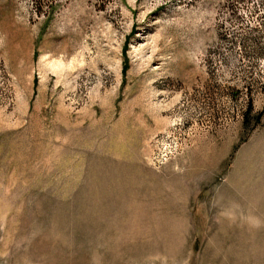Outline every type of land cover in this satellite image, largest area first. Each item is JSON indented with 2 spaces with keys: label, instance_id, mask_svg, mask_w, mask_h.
Listing matches in <instances>:
<instances>
[{
  "label": "rangeland",
  "instance_id": "1",
  "mask_svg": "<svg viewBox=\"0 0 264 264\" xmlns=\"http://www.w3.org/2000/svg\"><path fill=\"white\" fill-rule=\"evenodd\" d=\"M0 264H264V0H0Z\"/></svg>",
  "mask_w": 264,
  "mask_h": 264
},
{
  "label": "trees",
  "instance_id": "2",
  "mask_svg": "<svg viewBox=\"0 0 264 264\" xmlns=\"http://www.w3.org/2000/svg\"><path fill=\"white\" fill-rule=\"evenodd\" d=\"M248 112H249V110L247 109V110H246V116H247ZM258 121H259V114H256V115L254 116V122L257 123Z\"/></svg>",
  "mask_w": 264,
  "mask_h": 264
}]
</instances>
